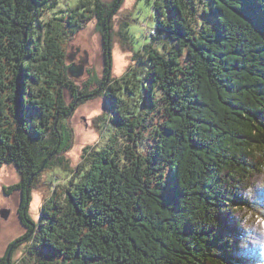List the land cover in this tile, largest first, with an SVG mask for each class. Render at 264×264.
Instances as JSON below:
<instances>
[{"label":"trees","instance_id":"trees-1","mask_svg":"<svg viewBox=\"0 0 264 264\" xmlns=\"http://www.w3.org/2000/svg\"><path fill=\"white\" fill-rule=\"evenodd\" d=\"M147 1L149 41L105 85L125 0H0V169L21 177L8 191L21 190L28 229L0 264L31 232L26 264L264 260V0ZM91 21L107 67L94 93L65 64ZM121 31L132 45L127 23ZM100 92L112 130L71 171L58 158L71 146L68 118ZM51 168L68 180L33 223L30 194Z\"/></svg>","mask_w":264,"mask_h":264},{"label":"rangeland","instance_id":"rangeland-1","mask_svg":"<svg viewBox=\"0 0 264 264\" xmlns=\"http://www.w3.org/2000/svg\"><path fill=\"white\" fill-rule=\"evenodd\" d=\"M102 1L112 2V0ZM151 15V8L147 0H125L113 17L112 67L105 85L122 77L131 66L135 65L134 52L144 42L149 41V32L153 29L154 23ZM124 23L129 25V34L134 37L132 45H130V41H124L119 33L122 32L121 27ZM102 40L101 34L96 30V22L91 21L66 45V66L68 69L75 67L76 73L82 71L80 76L74 78L67 70L69 80L78 87L80 92L88 87L89 93H94L98 89V81H102L104 78L107 67ZM64 102L66 105L72 102V97L68 91H64ZM109 114L108 104L100 92L87 102L80 104L68 118V127L72 132L71 146L58 158L63 157L71 171H74L83 160L85 148L95 149L104 142V137L110 134L112 127ZM57 173L60 172L55 168L44 170L30 194L28 214L33 223L40 221L43 208L51 199L53 191H57L56 201L59 200L60 196L58 195L65 185V180L68 179L62 174H59L61 175L59 177ZM20 178L13 165H5L0 169V259L4 257L9 244L20 237H24L28 230L18 214L21 190L8 191L10 187L20 183ZM252 227L256 231L255 235H259L260 225L254 228L253 224ZM32 234L33 232L28 235L29 240L24 238L21 241V244L10 257L11 264H26L23 259L27 257ZM249 242L252 240L246 241L241 248L243 245L247 246ZM27 261V264L31 263L29 260ZM256 264H264V260H257Z\"/></svg>","mask_w":264,"mask_h":264},{"label":"water","instance_id":"water-1","mask_svg":"<svg viewBox=\"0 0 264 264\" xmlns=\"http://www.w3.org/2000/svg\"><path fill=\"white\" fill-rule=\"evenodd\" d=\"M80 71V70H79ZM68 72H70L71 74V76H73V77H78V76H80L81 75V72H79V73H76V68L75 67H70V69H68ZM69 75V74H68ZM32 179V178H31ZM31 179L29 180V182L27 183V186H26V192H25V195H26V199H28V196H29V187H30V183H31ZM28 225H32L33 226V224H31V223H29ZM34 227V226H33ZM32 233V232H31ZM31 233H30V235H31ZM22 240H24V239H22ZM21 240V241H22ZM18 244V242H15L13 245H11V247L9 248V250H8V253H7V257H6V263L8 264L9 263V258H10V254H11V252H12V250H13V247L15 246V245H17Z\"/></svg>","mask_w":264,"mask_h":264},{"label":"bare ground","instance_id":"bare-ground-1","mask_svg":"<svg viewBox=\"0 0 264 264\" xmlns=\"http://www.w3.org/2000/svg\"><path fill=\"white\" fill-rule=\"evenodd\" d=\"M82 72V71H81ZM75 78V77H74ZM80 80H81V78H80Z\"/></svg>","mask_w":264,"mask_h":264}]
</instances>
